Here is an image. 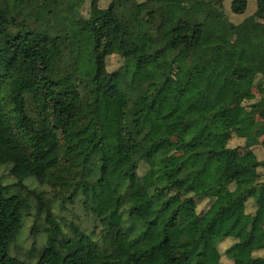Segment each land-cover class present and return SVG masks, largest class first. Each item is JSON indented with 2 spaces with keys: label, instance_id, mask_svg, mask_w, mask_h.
<instances>
[{
  "label": "trees",
  "instance_id": "16d2710c",
  "mask_svg": "<svg viewBox=\"0 0 264 264\" xmlns=\"http://www.w3.org/2000/svg\"><path fill=\"white\" fill-rule=\"evenodd\" d=\"M188 1L0 0V168L27 192L8 195L0 176V264H24L9 248L31 202L44 214L31 232L46 238L36 264H264V164L244 166L240 148L227 146L256 116L264 121V37L225 14L230 1L243 15L248 0ZM253 16L264 23V0ZM147 36L163 63L129 57ZM111 56L122 65L108 72ZM170 139L178 164L162 147ZM29 177L67 194L61 208L81 200L100 238L78 226L64 234L54 202L21 185Z\"/></svg>",
  "mask_w": 264,
  "mask_h": 264
},
{
  "label": "rangeland",
  "instance_id": "374dc122",
  "mask_svg": "<svg viewBox=\"0 0 264 264\" xmlns=\"http://www.w3.org/2000/svg\"><path fill=\"white\" fill-rule=\"evenodd\" d=\"M31 3L35 6L41 5L42 0H30ZM130 0H118L119 3H126ZM110 0H102L100 6L102 8H106V6L109 4ZM192 1H188L186 5H190ZM225 8V14L226 16L235 18H229L232 22H237L238 19L246 15L245 18L248 16V14H251L255 12L256 10V0H248V7L246 12L243 15H234L230 10V1L227 4H224ZM87 12V7H84L81 10L82 16H84ZM251 12V13H250ZM36 12H33L31 17V25L32 26H40V22L37 20V17L35 16ZM232 15V16H230ZM254 19V18H253ZM49 24H53L51 20L48 22ZM255 23H258L259 27H255V31L257 33L264 32V26L263 22L260 23V21L255 19ZM263 30V31H262ZM233 43L240 45L241 40L239 36H234ZM153 53L155 56V59L158 62L163 63L165 59V55L160 49H157L154 47V41L151 37H146V43L144 46L139 48L137 51H135L132 54H129V57H139L142 55H147ZM67 66L69 64L68 60L64 62ZM68 63V64H67ZM122 65V59H120L117 56H111L107 59V70L108 72H113L117 70ZM180 67L175 66V76L177 77V85L180 86L181 83L178 80V75L180 73ZM250 87H254V85H251V82H249ZM252 93L257 95V89L254 87L252 89ZM141 102L136 101L130 106L129 113H135L140 107ZM204 137L209 140L210 142H213L215 144V149L219 150L221 149V144H219V141H217L216 138L210 136L208 134V131H205L203 133ZM216 139V140H215ZM162 147L165 151L169 152L168 161L172 164H178L183 159V156L181 154L172 153V151L176 147V139H170L162 144ZM164 163V162H162ZM145 168L143 165L140 166L139 173L142 174L144 172ZM0 176L3 178V184L8 187H13L8 195H18L27 194L25 189H22L20 186H15V184L18 183L17 180L15 182L13 181V178L9 174V170L6 167L0 168ZM23 187H26L29 190H37L40 193H44L45 198L51 199L54 203L52 205V213L54 214L56 221L59 223L62 231L64 234L70 236L71 234V227L72 226H78L81 229L85 230L87 233L94 232L93 237L95 239H99L101 236V226L99 223H97L92 215H90L82 206L81 200H79L77 197L73 199V202L71 203L69 200L65 199V203L63 205L64 208H61V202L60 198H64L67 196L64 192H52V190L47 187L46 185H39L38 181L34 177H29L26 180H24L21 184ZM210 201H203L200 202L198 205V212L205 211L209 205ZM248 211H250V208H247ZM36 223L37 226H39V230H41L44 227V214L41 217L37 216L36 208L34 205V202L30 203V209L27 216H24L21 220V226L15 236V239L13 243L11 244L9 248V255L12 258H16L21 260L24 264H36L37 262V254L38 252L43 248L45 245V234L39 231L38 233L33 234L31 231L32 226ZM97 226L96 228H94ZM231 244V241L225 240L224 242L220 243L218 245V250L220 253L223 254V252L228 248ZM257 256L264 257V253L260 252ZM223 264H230L226 259L222 258Z\"/></svg>",
  "mask_w": 264,
  "mask_h": 264
},
{
  "label": "crops",
  "instance_id": "0c3cea01",
  "mask_svg": "<svg viewBox=\"0 0 264 264\" xmlns=\"http://www.w3.org/2000/svg\"><path fill=\"white\" fill-rule=\"evenodd\" d=\"M228 5V2H227ZM252 12V13H251ZM251 14H248V16L245 18L246 15L241 16L238 21H242L244 19L247 20L250 27L255 31V27H259L258 23H255V19L258 20L256 17L253 16V11H251ZM232 16V15H230ZM232 18H235L232 16ZM254 18V19H253ZM260 21V20H258ZM262 23V21H260ZM264 26V24H263ZM263 31V30H262ZM256 32V31H255ZM257 33V32H256ZM263 34L257 33L259 36L264 37ZM254 87L250 88L251 92V103L257 101L260 98V95L257 92V95L252 93V89ZM248 102V103H250ZM235 113V108H229L227 110L228 115H232ZM264 127V121L256 116L253 122L250 124L249 128L247 129H237L235 131V134L232 136V138L227 142L228 147H235L238 146L240 148L238 152V160L242 165H255V164H264V134H258V132L262 131ZM217 141H219V144H221V149L225 147L226 143L220 139L216 138ZM215 139V140H216ZM249 143V144H248ZM219 149V150H221ZM218 150V151H219ZM258 174L261 176L262 179H264V165H261L258 168Z\"/></svg>",
  "mask_w": 264,
  "mask_h": 264
}]
</instances>
